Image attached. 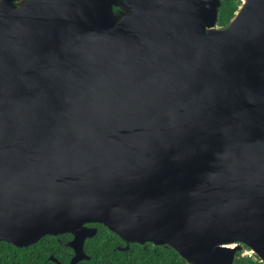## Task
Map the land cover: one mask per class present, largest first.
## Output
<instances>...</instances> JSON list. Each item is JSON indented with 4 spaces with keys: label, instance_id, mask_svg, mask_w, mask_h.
Masks as SVG:
<instances>
[{
    "label": "water",
    "instance_id": "obj_1",
    "mask_svg": "<svg viewBox=\"0 0 264 264\" xmlns=\"http://www.w3.org/2000/svg\"><path fill=\"white\" fill-rule=\"evenodd\" d=\"M220 6L0 0V241L72 232L77 264L98 222L264 263V0Z\"/></svg>",
    "mask_w": 264,
    "mask_h": 264
},
{
    "label": "trees",
    "instance_id": "obj_2",
    "mask_svg": "<svg viewBox=\"0 0 264 264\" xmlns=\"http://www.w3.org/2000/svg\"><path fill=\"white\" fill-rule=\"evenodd\" d=\"M240 2L241 0H221L218 18L219 26H225L230 21L231 17L238 9ZM97 235L103 239L106 236H108V238H113V236L116 237L115 233L107 229L105 226L99 227ZM246 249L247 247L244 251ZM171 251L174 253L176 252L173 248H171ZM88 252L90 253L91 258L84 259L78 264H125L123 253L126 251L112 250V246L110 245H98L96 248H90ZM52 253L55 257L64 262L68 260L71 250L59 243L56 240V237H51L49 235H46L36 243L25 247H19L4 240L0 241V264H57L50 258ZM245 259H250L253 262L256 261L252 260L250 257H243L238 261L242 262ZM180 260L183 264L186 263L183 258ZM260 264L263 263L260 262Z\"/></svg>",
    "mask_w": 264,
    "mask_h": 264
},
{
    "label": "flooded vegetation",
    "instance_id": "obj_3",
    "mask_svg": "<svg viewBox=\"0 0 264 264\" xmlns=\"http://www.w3.org/2000/svg\"><path fill=\"white\" fill-rule=\"evenodd\" d=\"M86 225L91 226V227H96L97 231L94 233V235L88 236L84 240V250L87 253V255H89V258H84V259H90L91 258V255L88 252V250H90V248H96L98 245H110V246H112V250L126 251L125 253H123V258L125 259V262H124L125 264H183L182 261L180 260L181 258H183L186 261L185 264H192V263L188 262L176 249H175V251H176L175 253L172 252L171 248H173V247L168 246L166 244H156V243L151 242V241H145L144 243H141L138 241H128L113 231L112 232L115 233L116 237L113 236V238H108V236H106L103 239L102 237H98L99 235H97V234L99 232V227L105 226L104 224L98 223V222H87ZM107 229H109V228H107ZM49 236L56 237V240L59 243L68 247V249L71 250V254L69 255L67 261L63 262L56 257L60 262L68 263L71 260L72 256L74 255L73 247H71L69 244H67L68 241L73 239V233L72 232H63L61 234L49 235ZM169 247H171V248H169ZM243 251L244 250H238L236 252L235 257L233 259V262L231 264H260V262H262L256 254L251 252L250 254L246 255V254H244ZM52 255H54V254L52 253ZM243 257H250L252 260H256L258 262H256V261L253 262L250 259H245L244 261L239 262L238 260L243 258ZM84 259H82V260H84ZM82 260H80V261H82ZM80 261H78V263Z\"/></svg>",
    "mask_w": 264,
    "mask_h": 264
},
{
    "label": "built area",
    "instance_id": "obj_4",
    "mask_svg": "<svg viewBox=\"0 0 264 264\" xmlns=\"http://www.w3.org/2000/svg\"><path fill=\"white\" fill-rule=\"evenodd\" d=\"M245 251L248 252L249 254L251 253L250 249H246ZM245 251H244V253H245Z\"/></svg>",
    "mask_w": 264,
    "mask_h": 264
},
{
    "label": "rangeland",
    "instance_id": "obj_5",
    "mask_svg": "<svg viewBox=\"0 0 264 264\" xmlns=\"http://www.w3.org/2000/svg\"><path fill=\"white\" fill-rule=\"evenodd\" d=\"M244 254L248 255L249 253L245 251V253H244Z\"/></svg>",
    "mask_w": 264,
    "mask_h": 264
}]
</instances>
